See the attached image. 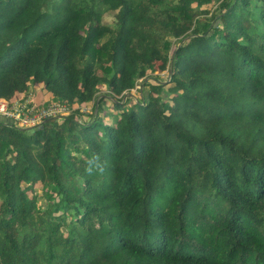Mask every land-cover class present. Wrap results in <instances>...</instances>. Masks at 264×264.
Here are the masks:
<instances>
[{
	"label": "trees",
	"instance_id": "obj_1",
	"mask_svg": "<svg viewBox=\"0 0 264 264\" xmlns=\"http://www.w3.org/2000/svg\"><path fill=\"white\" fill-rule=\"evenodd\" d=\"M30 92L73 110L0 115V264H264V0H0Z\"/></svg>",
	"mask_w": 264,
	"mask_h": 264
},
{
	"label": "built area",
	"instance_id": "obj_2",
	"mask_svg": "<svg viewBox=\"0 0 264 264\" xmlns=\"http://www.w3.org/2000/svg\"><path fill=\"white\" fill-rule=\"evenodd\" d=\"M72 110V107L64 103H54L39 108L36 102H31L29 99H17L13 102L0 99V115L11 119L19 127L40 125L47 118L65 116Z\"/></svg>",
	"mask_w": 264,
	"mask_h": 264
},
{
	"label": "rangeland",
	"instance_id": "obj_3",
	"mask_svg": "<svg viewBox=\"0 0 264 264\" xmlns=\"http://www.w3.org/2000/svg\"><path fill=\"white\" fill-rule=\"evenodd\" d=\"M114 21V16L113 15H106V17H105V22H107V23H112ZM157 69H158V67H157ZM156 73H160L161 75V77H164V78H166V76H165V74L167 73V71L165 70V71H160L159 69H158V71L156 72ZM131 94H132V96L134 97V98H138V95H139V92H137L136 91V89H134L132 92H131ZM124 101V100H123ZM55 103H58V102H55ZM51 104H54V103H51ZM51 104H49V105H51ZM48 105V106H49ZM92 105V104H91ZM91 105H88V106H85V107H80V111H81V116H80V118L82 119V121H86V120H89V117L92 115L91 113H92V111H93V108H92V106ZM77 107V106H76ZM38 190H39V193H41L42 191H41V189H40V187H38ZM41 200L42 201H45V199L44 198H41Z\"/></svg>",
	"mask_w": 264,
	"mask_h": 264
},
{
	"label": "crops",
	"instance_id": "obj_4",
	"mask_svg": "<svg viewBox=\"0 0 264 264\" xmlns=\"http://www.w3.org/2000/svg\"><path fill=\"white\" fill-rule=\"evenodd\" d=\"M17 99H29L31 102H36V103H39L37 100H35L34 99V95H33V93L32 92H30L28 95H26V96H20L19 98H17ZM16 99V100H17ZM13 101H15V100H13ZM12 101V102H13Z\"/></svg>",
	"mask_w": 264,
	"mask_h": 264
},
{
	"label": "clouds",
	"instance_id": "obj_5",
	"mask_svg": "<svg viewBox=\"0 0 264 264\" xmlns=\"http://www.w3.org/2000/svg\"><path fill=\"white\" fill-rule=\"evenodd\" d=\"M90 170V169H89Z\"/></svg>",
	"mask_w": 264,
	"mask_h": 264
}]
</instances>
